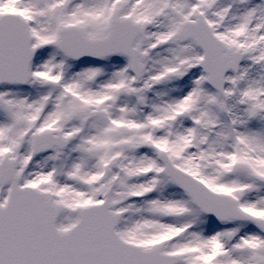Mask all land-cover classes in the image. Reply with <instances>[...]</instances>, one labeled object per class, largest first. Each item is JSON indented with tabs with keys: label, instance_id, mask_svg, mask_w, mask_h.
Here are the masks:
<instances>
[{
	"label": "snow or ice",
	"instance_id": "obj_1",
	"mask_svg": "<svg viewBox=\"0 0 264 264\" xmlns=\"http://www.w3.org/2000/svg\"><path fill=\"white\" fill-rule=\"evenodd\" d=\"M0 264H264V0H0Z\"/></svg>",
	"mask_w": 264,
	"mask_h": 264
}]
</instances>
